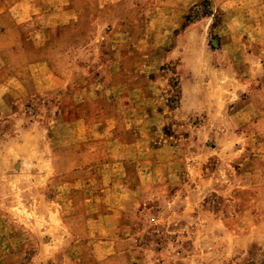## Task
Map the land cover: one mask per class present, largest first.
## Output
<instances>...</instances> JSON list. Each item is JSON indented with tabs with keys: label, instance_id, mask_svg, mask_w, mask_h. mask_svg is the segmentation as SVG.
<instances>
[{
	"label": "rangeland",
	"instance_id": "1",
	"mask_svg": "<svg viewBox=\"0 0 264 264\" xmlns=\"http://www.w3.org/2000/svg\"><path fill=\"white\" fill-rule=\"evenodd\" d=\"M0 264H264V0H0Z\"/></svg>",
	"mask_w": 264,
	"mask_h": 264
},
{
	"label": "crops",
	"instance_id": "2",
	"mask_svg": "<svg viewBox=\"0 0 264 264\" xmlns=\"http://www.w3.org/2000/svg\"><path fill=\"white\" fill-rule=\"evenodd\" d=\"M236 63L238 62H235L234 60L230 59V62L225 63V65H230V64L234 65ZM227 75L229 76V74ZM234 80L238 82V85L235 86V90L231 92V95L224 98V103L230 109L229 116L232 121L231 123L232 125H230L228 132L231 128L234 130V132L235 130L241 128L244 125V122L237 121V117L240 115L242 116L243 114L249 115V117H252V113L254 112V108H255L254 104L257 103V100H255L256 97L254 96L256 92H254L252 89L249 90L250 92H248V95L244 97V93H245L244 89H247V87H249V85L252 83L251 81L252 79L251 78L246 79L242 75L237 74ZM190 82L191 80H183V82L181 83L180 100L176 107L175 113L177 112L179 115H181L180 117L181 119L191 118L194 115H200L202 113L207 114L208 111L213 115L212 112H215L217 110L216 107H214V105L216 104L213 103L212 101H208L202 98L203 96L200 97L197 95H192L191 92H189L186 88V86H188ZM240 87H243V90H240ZM144 100L147 105L145 107L148 108V105L154 106L155 115L158 118H164L165 103H164L163 96L160 97L159 95H155V94H152V96L145 95ZM207 104H210L213 107L211 106L208 107L206 106ZM217 104L220 105L222 104V102L219 101L217 102ZM257 107L258 106H256V109L258 110V112H260V110ZM244 121H247L246 116H245ZM199 126H202V127H200V129L198 130L207 129L208 132L210 131L209 133H211L212 131L211 126H206V125H201V124Z\"/></svg>",
	"mask_w": 264,
	"mask_h": 264
}]
</instances>
